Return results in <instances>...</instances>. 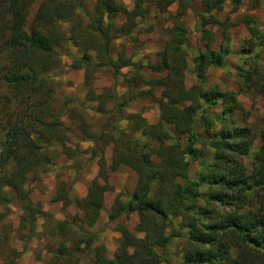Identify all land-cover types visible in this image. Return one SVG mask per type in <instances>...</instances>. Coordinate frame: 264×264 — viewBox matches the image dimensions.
Listing matches in <instances>:
<instances>
[{
    "label": "trees",
    "instance_id": "obj_1",
    "mask_svg": "<svg viewBox=\"0 0 264 264\" xmlns=\"http://www.w3.org/2000/svg\"><path fill=\"white\" fill-rule=\"evenodd\" d=\"M196 1L134 0L133 7L127 8L116 0H95L90 18L83 23L75 20L83 0H41L28 23L24 0H0V206L11 202L7 188L12 189L24 211L20 227L33 233L42 211L25 186L27 173L41 166L40 148L58 145L62 154L74 156L61 128L60 117L67 110L86 139L101 145L111 143V171L125 166L137 176L126 201L117 194L108 211L110 221L133 212L138 217L134 231L116 223L115 230L120 233L117 254L108 258L105 246L93 245L96 237L81 230L77 246L91 247V264H264V126L236 125V93L205 86L209 69L224 68L233 51L228 45L212 48L213 36L204 28L210 23L221 24L213 12L221 10L227 0H198L199 11L194 8ZM144 2L157 12L167 11L173 3L177 6L163 49L156 52V60L146 64L150 74L157 76L146 75L144 63L133 60L134 53L127 56L123 48L116 57L111 53L116 34L128 36L145 20L148 6ZM253 2V8L258 6L259 0ZM233 3L236 8L239 0ZM188 10L197 18L206 40L191 58L197 83L190 87L184 82L188 34L182 20ZM118 15H123L124 21L115 25ZM253 18L247 17L249 33L264 46V36ZM62 22L69 23L67 31ZM222 34L223 39H229L224 28ZM254 47L250 43L248 51L253 52ZM64 48L71 59L70 69L84 71L89 97L101 110L108 102L112 104L110 111H104L102 128L96 133L74 107L51 106L50 73L60 66L59 50ZM253 54L251 58H255ZM127 67L122 95L113 86L94 93L96 70L105 69L116 78ZM248 72L246 80L264 97V72H257L256 67ZM138 97H149L158 104L155 123L147 122L141 111L124 115ZM217 106L221 109L214 112ZM123 120L125 127L120 125ZM112 129L114 133L109 134ZM256 139L260 143L253 146ZM152 155L158 162H152ZM193 161H198L202 170L197 180L189 174ZM105 165L100 159L86 195L75 199L89 226L98 220L104 193L110 188ZM3 216L0 211V220ZM175 218L180 219L177 228ZM3 238L0 234V240ZM173 238L182 242L177 263H172L167 253ZM59 252L64 254L62 249Z\"/></svg>",
    "mask_w": 264,
    "mask_h": 264
},
{
    "label": "rangeland",
    "instance_id": "obj_2",
    "mask_svg": "<svg viewBox=\"0 0 264 264\" xmlns=\"http://www.w3.org/2000/svg\"><path fill=\"white\" fill-rule=\"evenodd\" d=\"M40 1L24 0L28 7V23L32 21ZM133 1L116 0L117 3L127 8L133 7ZM253 1L239 0L234 8L233 0H227L221 10L213 12L215 19L221 24L210 23L204 27L205 31L213 36L212 48L217 49L220 45H228L233 51L228 56V64L224 68L209 69L205 86L216 85L221 90L235 92L237 102L233 115L235 124L239 126L256 125L259 129L264 126V97L254 90L250 80H246L248 75L246 73L254 67L257 72L261 74L264 72V46L258 44L260 42L249 33L246 21L248 15L254 17L253 21L256 22L260 34L264 36V0H259L258 6L254 8ZM94 3L95 0H83V8L76 10L75 20H82L86 23L92 14ZM144 6H148L145 20L128 36L116 34L117 38L112 44L111 53L116 57L117 51L122 48L127 56L134 53L133 60H141L144 63V73L157 76L150 74L146 64L148 61L156 60V52L163 49L168 38V31L173 25V16L177 6L173 3L165 12H157L149 2H144ZM194 8L198 11L201 9L198 0L194 3ZM182 20L188 34L185 46L188 64L184 72V82L187 87H190L197 83L191 58L204 47L206 40L201 36L197 18L191 10L182 16ZM123 21L124 16L118 15L114 19V24L119 25ZM61 26L64 31H67L69 23L62 22ZM223 28L229 35L228 40L223 39ZM250 43L255 46L253 52L248 51ZM65 49L59 50L60 66L50 73L54 92L51 106L74 107L85 118L89 129L96 133L102 128L106 116L104 111H110L112 104L108 102L106 109L101 110L97 101L89 97L88 87L84 81V71L70 69L71 59L65 54ZM69 49H72L73 53L77 52L72 45H69ZM252 54L255 58H251ZM128 70V67L122 68L116 78L105 69L96 70L92 76V90L95 94H99L104 91L105 87L113 86L117 93L122 95L125 92L123 79ZM155 92L158 95L159 90ZM220 109V106H217L212 110L218 112ZM134 111H141L149 123H155L159 117L158 104L149 97L136 98L124 111V115ZM68 114L67 110L61 114V128L64 129L67 137L66 143L74 150V156L69 158L62 154L58 145L49 147L43 145L40 148L42 155L40 168L27 173L26 176L25 186L29 189L31 201L39 202L42 210L36 219L33 233L20 227L24 211L13 190L7 188L13 199L7 205L0 206V211L4 213L0 220V234H4L5 237L0 240V264H8V261L18 264H91L93 261L91 247L79 248L77 246L81 230L96 237L93 245L102 243L105 246L108 258H112L120 251L118 244L120 233L115 230L116 223H122L134 231L138 221L135 212L122 214L113 221H110L107 215L117 194L123 201H126L127 196L132 193L137 180L135 172L125 166L111 171L108 167L111 158V143L101 145L100 142L86 139L77 128V122ZM120 125L125 127L126 120L121 121ZM108 133L113 134L114 130ZM259 143V139H256L253 146ZM150 145H154V142L151 141ZM100 159L106 161L107 185L110 188L104 193L103 206L98 220L89 226L84 221V212L75 199L86 195L88 186L97 176ZM151 159L152 162H158L155 155H152ZM201 173L199 162H191L189 168L191 179L197 180ZM98 181L103 183L100 178ZM179 222V218L173 219L174 227L177 228ZM59 225L64 226L65 229L62 230ZM169 231L170 229L167 233ZM136 235L141 234L136 232ZM83 245L84 242H81L80 247ZM181 247L182 242L179 239L171 240L167 253L172 263L178 262ZM60 249L64 253L62 256Z\"/></svg>",
    "mask_w": 264,
    "mask_h": 264
}]
</instances>
